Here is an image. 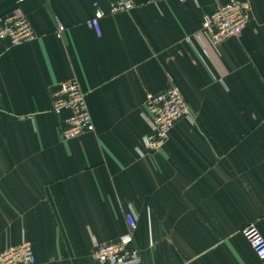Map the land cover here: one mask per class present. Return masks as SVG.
<instances>
[{"label":"crops","instance_id":"obj_1","mask_svg":"<svg viewBox=\"0 0 264 264\" xmlns=\"http://www.w3.org/2000/svg\"><path fill=\"white\" fill-rule=\"evenodd\" d=\"M113 1L0 0L35 33L0 45V251L28 242L34 264H97L93 239L125 234L131 208L140 264H264L241 233L264 236V0H236L249 22L216 48L185 37L229 0H132L98 34L93 3ZM71 78L93 129L62 140L51 91ZM171 83L191 118L141 155L145 94Z\"/></svg>","mask_w":264,"mask_h":264},{"label":"built area","instance_id":"obj_2","mask_svg":"<svg viewBox=\"0 0 264 264\" xmlns=\"http://www.w3.org/2000/svg\"><path fill=\"white\" fill-rule=\"evenodd\" d=\"M183 1V0H180ZM94 13L86 24L100 33L99 20L106 16L133 8L132 0H114L103 10L93 3ZM249 22V9L236 0L205 14L200 28L193 36H186L188 42L197 38L204 46L216 48L229 37H237ZM57 30H63L58 22ZM35 37L31 24L21 8L16 5L0 14V45L10 47L29 41ZM51 112L59 118V134L62 140H68L93 129L92 118L88 110L85 93L75 78L57 83L51 91ZM142 116L148 123L150 132L141 138L144 150L141 155L156 150L166 139L174 122L191 118V111L185 102L179 87L169 84L163 91L146 93L142 103ZM127 232L116 241L99 242L93 239L92 255L97 264H140L141 256L134 245V231L137 218L129 208L124 213ZM241 233L257 258L264 260V236L255 223L241 228ZM35 255L30 243L23 242L0 251V264H34Z\"/></svg>","mask_w":264,"mask_h":264}]
</instances>
